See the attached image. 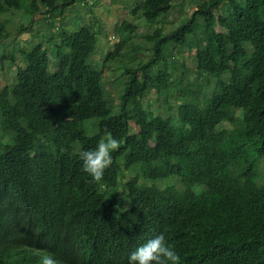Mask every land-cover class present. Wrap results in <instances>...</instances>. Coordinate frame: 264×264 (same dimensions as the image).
<instances>
[{
    "label": "trees",
    "instance_id": "trees-1",
    "mask_svg": "<svg viewBox=\"0 0 264 264\" xmlns=\"http://www.w3.org/2000/svg\"><path fill=\"white\" fill-rule=\"evenodd\" d=\"M84 1L0 0V42L11 36L1 20L9 11L30 20L20 28L26 32L36 14ZM141 1L148 24L174 2ZM118 30L124 36L115 50L136 27L122 22ZM147 38L151 57L123 69L113 106L102 71L88 64L96 45L90 27L62 29L51 58L40 43L10 54L23 67L10 91L0 89V131H7L0 135V264H42L48 253L58 264H128L131 252L160 234L181 264H264V0H202L184 24ZM171 46L194 50L198 76L218 81L202 101L188 90L194 98L181 102L174 119L141 103L152 91L172 90ZM106 131L120 147L103 180L90 183L79 152L94 149ZM137 165L119 198L122 171ZM172 177L179 187L155 184Z\"/></svg>",
    "mask_w": 264,
    "mask_h": 264
},
{
    "label": "rangeland",
    "instance_id": "rangeland-1",
    "mask_svg": "<svg viewBox=\"0 0 264 264\" xmlns=\"http://www.w3.org/2000/svg\"><path fill=\"white\" fill-rule=\"evenodd\" d=\"M202 0H174L169 14L160 19L155 24H148L140 16L141 0H85L83 3L76 2L73 6L64 10L59 9L56 14L47 15L44 13L36 14L34 21L28 31L22 32L20 28L28 27L30 20L22 12L9 11L1 16L2 22L6 25L10 37L0 42V58L5 53V59L0 60V89L6 87L10 91L18 74V68L23 67L22 60L16 52L14 55L15 63L9 61L10 54L14 48H30L35 44H41L51 58L56 45H59L58 34L62 29L69 33L78 31L82 27H90L96 35V45L88 64L102 71V82L110 98V106L118 103L119 93L125 81L123 69L136 68L139 64L146 63L151 57L152 43L147 38L159 29L160 35H165L174 30L178 25H182L190 17ZM135 10V12H133ZM224 16L223 11L218 12ZM122 22H128L136 27V31L131 35L129 41L119 50H115L123 33L119 32L118 27ZM49 24H54L53 31ZM51 39V40H50ZM171 54L174 56L169 70L172 77V90L165 94L152 91L144 98L141 103L148 108L154 115L161 117H177V107L181 102H186L194 96L188 94V90L199 93V99L209 96L217 88V79L206 75L198 76L195 71L193 54L194 50L171 46ZM113 52L109 60H105L108 53ZM169 53V52H168ZM50 71H55L56 63L50 60ZM226 80L225 77H223ZM232 116L239 118L240 111L231 108ZM126 117L129 121L131 132H137L134 124L135 114L131 110H126ZM221 126L228 127L227 123ZM82 126H79V130ZM97 130L94 129L93 133ZM6 135L7 131H0ZM38 148L44 149L43 145ZM139 166L131 168L129 171H122L121 183L117 191V196L121 198L124 194L122 188L128 180L138 173ZM258 172L261 174L259 183L264 176V163L260 162ZM177 178H169L155 182L159 188L167 185L180 184ZM148 185L151 182H146ZM153 183V182H152Z\"/></svg>",
    "mask_w": 264,
    "mask_h": 264
},
{
    "label": "clouds",
    "instance_id": "clouds-1",
    "mask_svg": "<svg viewBox=\"0 0 264 264\" xmlns=\"http://www.w3.org/2000/svg\"><path fill=\"white\" fill-rule=\"evenodd\" d=\"M119 147V140L106 131L94 149L79 152L82 171L91 178L90 183H100L103 180L105 170L113 163L112 152ZM194 191L198 189L194 188ZM42 264H58V261L52 253H48L42 257ZM128 264H181V258L174 247L166 242L164 235L160 234L131 252Z\"/></svg>",
    "mask_w": 264,
    "mask_h": 264
}]
</instances>
